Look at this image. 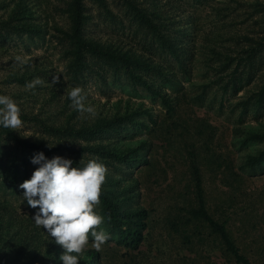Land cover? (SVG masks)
Here are the masks:
<instances>
[{
    "label": "rangeland",
    "instance_id": "374dc122",
    "mask_svg": "<svg viewBox=\"0 0 264 264\" xmlns=\"http://www.w3.org/2000/svg\"><path fill=\"white\" fill-rule=\"evenodd\" d=\"M17 1L0 0V20L9 19L17 9ZM24 1L32 7L37 2L21 0V5ZM139 1L152 10L159 8L161 3V0ZM55 2H44L48 12L44 11L42 15L44 33L41 37L13 36L0 41V94H7L16 101L22 120L21 126L14 130L20 137L43 142L52 153L69 156L83 166L89 160H99L107 167L102 189L110 196L118 195L116 202L124 211L146 210L148 213L144 219V239L137 249H131L117 242L120 229L130 223L122 219L114 228L107 220L100 198L95 210L104 217V222L97 230H104L109 239L97 251L89 233L81 264H239L225 251L220 238L212 233L208 224L188 223L191 218L189 210L198 206L190 169V150L200 152L198 162L202 168L209 211L221 221L228 220L229 231L251 264H264V197H261L264 195L261 194L264 174L260 170L248 168L246 172L241 168L246 154L263 150L264 143L248 141L238 132V129L252 125L257 132L264 134V117L258 122L252 109L243 116L241 109L233 111L240 96L251 95L260 88L264 69L258 71L254 82L238 95L223 92L212 83L224 57L236 56L247 48L246 38L257 41L263 36V25L258 20L260 14L245 5L255 1L210 0L204 4L194 0L176 1L177 6L185 10L184 18L196 16L199 20L198 31L195 26L188 25L192 40L181 50L184 65L192 64L191 77L188 71L180 70L177 60L170 56L172 63L167 66L175 67L179 85L176 89L171 84L161 87L165 98L178 100L175 101L178 105L176 112H168L163 96H153L145 87L133 86L132 82L119 80L112 73L105 74L95 64H92L90 73L77 76L80 79L71 78L70 60L57 43L56 32L50 30L55 23L64 24L62 18L51 11ZM88 3L85 28L89 37L108 46L113 43L124 50H136L143 31L137 35L131 17L119 5L120 0H105L100 5L90 0ZM33 8L40 10L39 7ZM183 22L180 28L185 27ZM163 55H158L156 62L161 64ZM17 56L24 62H18ZM35 79L42 83L30 88L29 84ZM74 87L83 90L84 103L92 107L91 113L79 111L72 104L68 93ZM181 88L184 89L180 91ZM202 92L204 95L197 100ZM184 93L186 97L183 95L177 99ZM221 104L223 109H220ZM121 120L128 122L123 125L127 129L121 127L112 132L106 127L111 122L120 124ZM104 127L105 134L91 139L92 132ZM50 128L65 131L52 132ZM200 131L204 132V137ZM205 134L213 137L207 147L203 146ZM49 143L55 146L50 148ZM89 149L102 152L93 155ZM206 149H212L211 155L213 150L222 152L226 159L233 161L234 170L245 178L240 188H232L223 181L222 169L213 170L217 164H208L211 155ZM125 161L127 167H123ZM146 162L151 163L150 169ZM132 169L133 175L129 178L126 172ZM6 179V174L1 175L0 183H5ZM120 180V186H115ZM127 190L130 192L125 195ZM0 203L16 210L21 220L26 218L23 221L27 222L33 220L38 211L24 200L23 190H7L5 184H0ZM15 231V228H9L7 232L13 234ZM62 253L61 247L54 250V264L59 262ZM33 260L35 258L31 255L28 264H33ZM25 261L21 258L19 263ZM36 262L39 264L40 261Z\"/></svg>",
    "mask_w": 264,
    "mask_h": 264
},
{
    "label": "trees",
    "instance_id": "16d2710c",
    "mask_svg": "<svg viewBox=\"0 0 264 264\" xmlns=\"http://www.w3.org/2000/svg\"><path fill=\"white\" fill-rule=\"evenodd\" d=\"M55 1L51 11L59 15L64 24L55 23L51 26L50 30L53 33L56 32L54 36L58 39L57 43L62 52L65 53L66 59L70 60L68 67L71 78L80 79L77 76L82 77L81 75L85 76V73H90L92 64H95L99 66L103 73H112L117 79H126L132 82L133 86L145 87L153 96L160 97L163 96L162 86L165 87L164 85L171 84L176 89L179 85V81H176L178 76L174 70L175 67L173 68L172 65L167 66L168 63H172L170 56H174L180 70L184 69L183 71H188L191 77L192 64H188V67L184 65L185 62L181 59V50L184 49V44H188L192 40L193 34L191 35L187 31L188 25L195 26V29L198 31L199 20L196 16L184 18L183 12L185 10L177 6L179 5L177 3L178 0H161V3L158 4L159 8L155 10H152L148 6L145 7L139 0H120L121 3L119 5L131 17L133 24L136 26L137 35L143 31L142 37L137 40L136 50H124L122 46H116L113 43H110L108 46L100 40L87 35L85 23L88 19L89 0ZM90 1L100 5L105 0ZM209 1L194 0L195 3L199 4L208 3ZM254 1L245 3V5H249L257 14H260L258 20L263 25V36L257 39V41L246 38L248 41L247 48L240 50V54L236 56H227L222 59V66L217 72V78L212 83H215L216 86L222 88L223 92L226 93L238 95L254 82L258 71L264 69V0ZM44 2L45 0H37L33 5V7L40 8L38 11L25 1L21 5V0H18L16 2L17 9L10 14L9 19L0 20V41H5L13 36L36 35L41 37L44 33L42 15L44 11L45 13L48 12V8L44 5ZM240 5L244 6V4ZM182 22L185 27L180 28ZM45 32L47 33L46 30ZM213 53L216 55V51H213ZM160 54H164L161 64L155 60ZM218 59L221 61L220 57ZM172 72L174 75L171 74ZM183 89L181 88L180 91ZM183 95L186 97L184 93L177 96V99ZM203 95L204 92L196 99L199 100ZM240 97L233 107V111L237 108L241 109L240 112L243 116L250 113L252 109L256 115V121L261 122V119L264 117V80L256 92ZM175 101L178 100L164 97L163 102L168 112L178 111V105ZM223 102L221 100V103ZM220 109H223L222 104ZM130 120L133 121L134 118ZM127 124L126 120H121L120 124L118 122H111L106 127L112 132H117L118 129ZM106 127L92 132L91 139L99 134H105ZM124 129L127 128L124 127ZM50 131L63 132L65 129L50 128ZM257 131L252 125L238 129L241 136H244L248 141L264 143V134ZM200 133L204 137V132L200 131ZM82 134H88V132ZM205 138L207 140H204L203 146L207 147L208 141L213 140V137L205 134ZM46 146L43 142L29 141L20 137L14 129L0 127V176L6 174L7 177L5 183L0 184H5V189L7 190H14L15 188L23 190L19 185L26 179L31 178L32 173L38 167L31 160L34 154L40 151H43L49 158L61 155L72 159L63 154L52 153ZM207 149L206 151H210L211 155L212 149ZM101 152L99 149H89V153L93 155ZM188 153L191 157L190 169L198 203L196 208L189 210L191 218L188 220V223L198 221L208 224L212 228V233L220 238L221 243L226 248L225 251L237 263L251 264L250 259L241 252V248L237 245L232 233L229 231L228 220L221 221L217 219L208 209L204 177L200 162H198L200 152L190 150ZM121 159L124 160L123 157ZM72 160L74 161V166L76 164V166L83 167V164L77 160ZM244 160L245 162L241 166L242 170L244 169L247 172V169L251 168L252 170H260L262 171L261 174H264V149L250 151L246 154ZM127 163L125 161L123 167H127ZM209 163L217 164L216 168H213L217 172L222 169L223 175L225 174L223 176L225 177L223 178L225 183L232 188H240V184L243 183L245 178L241 172L234 170L232 160L226 159L222 152L213 150L212 155L208 158ZM150 164V162L147 163L148 169L151 168ZM126 173L129 174V178H132L133 169ZM120 183L121 180L114 185L120 186ZM128 192L130 190H127L124 194L127 195ZM261 194H264V191ZM117 197L118 195L110 196L106 190L101 188L100 198L107 213L109 223L114 228L121 224L122 219H126L130 223L125 229H120L117 242L128 248L137 249L144 239L143 230L146 228L144 219L147 218L148 213L146 210L124 211L121 204L116 202ZM261 197L263 198L264 195ZM23 220H26V218L21 220V216L16 210L10 209L7 205H0V222L2 221L0 223V225L2 224L0 226L2 229L0 232V264H21L19 263L21 258L26 259L23 264H28L27 260L31 255L35 258L33 264H37V260L40 261L39 264H54V250L61 246L55 242V238H52L48 233L46 234L43 227L36 226L32 219L29 222ZM9 228H15L16 231L10 234L7 232ZM57 264H62V262L59 261Z\"/></svg>",
    "mask_w": 264,
    "mask_h": 264
},
{
    "label": "clouds",
    "instance_id": "9594fccd",
    "mask_svg": "<svg viewBox=\"0 0 264 264\" xmlns=\"http://www.w3.org/2000/svg\"><path fill=\"white\" fill-rule=\"evenodd\" d=\"M16 59L24 62L20 56ZM41 83L40 79H35L29 87ZM68 96L79 111H93L91 106L85 105L86 96L80 87L72 88ZM21 123L16 101L7 94H0V127L17 129ZM48 146L55 145L49 143ZM31 162L38 167L19 187L27 204L38 208L32 218L36 226L43 227L63 248L59 257L62 264H80L89 233L97 251L109 239L104 230H97L104 217L95 210L100 203L107 167L96 159L89 160L83 167L74 166L70 158L61 155L49 158L43 151L34 154Z\"/></svg>",
    "mask_w": 264,
    "mask_h": 264
}]
</instances>
